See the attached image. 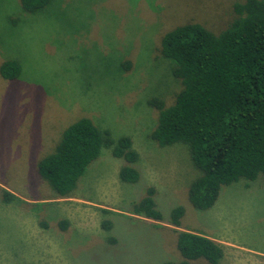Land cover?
Returning <instances> with one entry per match:
<instances>
[{"label": "rangeland", "instance_id": "374dc122", "mask_svg": "<svg viewBox=\"0 0 264 264\" xmlns=\"http://www.w3.org/2000/svg\"><path fill=\"white\" fill-rule=\"evenodd\" d=\"M242 1L50 0L29 13L20 0H0V64L20 65L18 78L0 76V264H160L181 259L180 230L219 243L223 264H264V179L224 185L210 209L197 210L188 189L201 173L188 146L150 138L158 119L151 99L167 107L182 89L157 53L162 35L185 23L218 32ZM82 117L131 139L137 183L119 180L122 163L108 149L67 196L37 174ZM149 186L165 218L184 208L179 228L128 214Z\"/></svg>", "mask_w": 264, "mask_h": 264}, {"label": "trees", "instance_id": "16d2710c", "mask_svg": "<svg viewBox=\"0 0 264 264\" xmlns=\"http://www.w3.org/2000/svg\"><path fill=\"white\" fill-rule=\"evenodd\" d=\"M50 0H20L22 10L34 13ZM233 18L218 32L199 23L178 25L162 35L157 53L170 62L172 75L182 89L173 104L154 97L150 104L158 119L150 138L159 146L182 142L200 170L188 189V200L197 210H208L220 189L240 179H264V0H243L233 5ZM16 60L0 64V76L19 77ZM102 149L122 164L119 180L137 183L141 173L137 152L126 135L111 137L108 130L88 118H79L62 132L54 152L41 158L37 174L58 196L74 189L86 167ZM128 214L153 226L180 227L182 206L169 209L165 218L156 202V189L132 200ZM110 230L111 222H104ZM180 260L160 264H223V249L213 239L188 230L176 231Z\"/></svg>", "mask_w": 264, "mask_h": 264}, {"label": "crops", "instance_id": "0c3cea01", "mask_svg": "<svg viewBox=\"0 0 264 264\" xmlns=\"http://www.w3.org/2000/svg\"><path fill=\"white\" fill-rule=\"evenodd\" d=\"M205 236H207V235H205ZM207 237H209V236H207ZM210 238V237H209ZM215 238V237H214ZM212 239V238H211ZM215 240H216V238H215Z\"/></svg>", "mask_w": 264, "mask_h": 264}]
</instances>
